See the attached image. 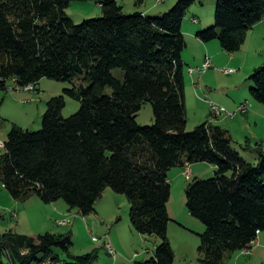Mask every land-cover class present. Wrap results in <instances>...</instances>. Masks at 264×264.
Segmentation results:
<instances>
[{"label": "trees", "instance_id": "trees-1", "mask_svg": "<svg viewBox=\"0 0 264 264\" xmlns=\"http://www.w3.org/2000/svg\"><path fill=\"white\" fill-rule=\"evenodd\" d=\"M75 1L101 5L103 16L75 24L66 13ZM195 2L178 0L161 17H150L127 14L117 0H0V91L11 81L37 91L43 78L73 85L47 102L41 131L12 127L0 158L3 186L17 201L62 200L84 218L108 189L126 195L133 229L161 239L154 258L137 264L175 262L168 204L169 173L177 167L216 168L212 179L190 177L186 189L189 213L206 227L198 248L202 264L251 251L264 233L263 145L243 146L259 154L254 166L233 149L228 130L205 122L187 131L183 23ZM216 3L214 24L197 38L219 41L233 55L263 22L264 0ZM250 81L252 98L264 105V65ZM66 98L81 103L69 118L62 116ZM147 103L155 123L141 126L137 116ZM72 244L70 234L0 233V264L97 263L96 253L73 256Z\"/></svg>", "mask_w": 264, "mask_h": 264}, {"label": "rangeland", "instance_id": "rangeland-1", "mask_svg": "<svg viewBox=\"0 0 264 264\" xmlns=\"http://www.w3.org/2000/svg\"><path fill=\"white\" fill-rule=\"evenodd\" d=\"M117 2L124 7L127 14L143 12L150 17H161L170 11L178 0H117ZM216 7V0H196L186 14L185 30H194L199 25H207L206 29L212 27ZM66 13L75 24L103 16L101 5L92 1L72 2ZM193 19L194 21L197 19L199 25L193 24L191 22ZM189 42L194 41L189 39ZM219 46L221 48L219 58L221 64L212 62L213 66L207 72L198 74L201 86L217 89L221 92L220 95L225 96L227 92H232L238 98L242 96L245 97L244 99L250 100L255 106L256 101L250 93V87L253 85L250 77L255 69L264 65V22L255 26L239 52L231 55L223 50L220 42ZM184 52L186 58L191 62L194 58L191 55L192 51L185 50ZM234 56L236 62L230 63L229 60ZM224 70H230L232 73L226 74ZM114 74L118 79L124 81L123 71L116 70ZM187 75L188 66L185 67V76ZM16 85L11 81L7 91H0V140L3 141L8 139V134L14 125L30 132L41 131L43 117L47 111V102L53 97L62 95L64 89L73 87L70 82H60L49 78H43L40 81L37 91L16 89ZM107 92L110 94L111 90L108 89ZM185 94L188 96V101L186 97L188 132L194 131L205 121L229 132L231 130L234 136L233 149L245 162L254 166L259 164V154L247 151L243 146L250 141L253 148H256L257 144H262L264 147V119L255 122L248 115L251 114L252 111H250L245 115L238 114L234 119L222 116L217 120L212 117L209 104L201 98L204 97V93H194V96L186 87ZM257 104L264 110V105ZM80 108V102L66 98L62 116L69 118L76 114ZM250 110L254 109L251 107ZM259 116L264 118V112H260ZM137 123L141 126H151L155 123L152 104L147 103L143 106L137 116ZM3 153L4 149L0 150V158ZM192 166H198L197 169L191 171L195 175L192 177L193 180H208L215 176L216 168L211 164L198 163ZM179 168H174L169 173L172 195L168 204L171 218L168 237L176 255L174 264H202L199 261L198 248L201 244L200 235L205 232L206 227L202 221L193 217L188 211L186 189L190 180L186 173ZM173 180L174 183H172ZM105 195V198L101 199L103 202H99L97 205V208L102 207L100 212L105 216L97 219L95 222L98 226L93 227L88 221H84V217L78 213L71 219L56 221L52 205L51 207L50 204L44 203L38 197H32L26 202L17 201L5 189L0 180V233L13 231L34 238L46 233L70 234L73 243L70 249L71 254L83 256L96 253L98 255L96 264H137L154 258L156 247L161 244V239L155 236L141 235L133 229L130 220V203L126 195L117 194L112 189H108ZM60 202L65 204L62 200ZM64 224L66 225L64 226ZM92 235L102 241L94 242ZM109 242L114 247L115 255H111L106 248L105 244ZM259 250L254 256L252 255L253 250L248 255H245L244 251L231 256L227 255L224 264H264V249L260 248ZM63 258L68 259L66 254H63Z\"/></svg>", "mask_w": 264, "mask_h": 264}, {"label": "crops", "instance_id": "crops-1", "mask_svg": "<svg viewBox=\"0 0 264 264\" xmlns=\"http://www.w3.org/2000/svg\"><path fill=\"white\" fill-rule=\"evenodd\" d=\"M144 14H146V13H144ZM191 22L195 25H199V21H198V23H196L194 21V19L191 20ZM206 26H200L199 25L194 30H185V26L183 23V33L185 34V37L187 39V49L186 50L187 51L191 50L192 51L191 55H193V57H194L193 60L190 62L186 58L185 52L183 53L184 67L188 66V75L186 76V87L190 90L191 94H193V95H194V93H196V94H198V93L203 94L204 93L205 94L204 97H201V96L200 97L202 99L206 100V103H207V99H208V100L216 102L217 104H219L220 106H222L224 108H227V110L230 112H236L238 107L241 104H243L245 102L251 103V101L248 99H244L245 97H242V96H240L238 98L235 94H232V92H227L226 96L220 95L221 92H219V90H217V89H212L211 87H208V86H206V87L201 86V80H200V78H198L199 73L190 74V69H196L198 67H201L203 65V63L205 62L207 57L210 58L213 63L218 62V64H221V62H219L220 51H221V48L219 46V42L213 41V42L205 43V42H202L200 39L197 38V34L200 31L206 29L207 28ZM209 26H211V25H209ZM189 39L194 41V42H189ZM229 62L230 63L236 62L235 56L233 59H230ZM229 91H231V90H229ZM186 97H187V101H188L187 94H186ZM251 105H252V108L254 110H250V111H252L251 114L250 113L248 114V115H250V118L251 119L253 118L255 120V122H257L260 119H264L263 117L259 116L260 112H264V110L261 109L260 106L256 102L254 104L255 106H253L252 103H251ZM205 122H207V121H205ZM248 124H249V122H248ZM230 133H231V130H230ZM231 135H232V137H234L232 133H231ZM246 140H248V139H246ZM248 142H250V141H248ZM190 166H192V165H190ZM197 167L198 166L190 167L191 171H194L195 169H197ZM179 169H181L185 173V169H186L185 167L179 168ZM193 176H195V175H193V172H192L191 178ZM172 183H174V180L172 181ZM105 196L106 195H104L103 199L105 198ZM102 200H100L99 202L102 203L103 202ZM99 202L97 203V205H99ZM50 206L52 207V211L55 215L56 221L61 220V219H63V220L64 219H71L74 217L75 214L78 213L77 211L70 212L67 204L66 203L62 204L60 201L56 202V203H51ZM101 209H102V207L97 208V206H96V212L94 214L88 216V218H84V221H88L90 226H93V227L98 226V224L95 221H97V219H100V217H103V215H104V213L100 212ZM78 219H80V218H78ZM258 239L255 243V246H253V251H252L253 256L257 255L256 252L260 251L259 250L260 248L264 249V233H261L259 235ZM249 253H250V251H244L245 255H248Z\"/></svg>", "mask_w": 264, "mask_h": 264}, {"label": "built area", "instance_id": "built-area-1", "mask_svg": "<svg viewBox=\"0 0 264 264\" xmlns=\"http://www.w3.org/2000/svg\"><path fill=\"white\" fill-rule=\"evenodd\" d=\"M263 22H264V20H263ZM196 23H198L197 19H196ZM212 66H213L212 60L207 57L205 62L203 63V65L201 67H198L196 69H191V71H192V74H194V73H205ZM224 72L226 74L232 73L230 70H224ZM207 102L210 106L212 117L217 119V120L222 116H226V117L234 119L235 117H237L238 114H243V115L248 114L251 107H252L250 102H245L238 107L236 112H230L226 108L220 106L219 104H217L214 101L207 100ZM0 147H4V144L2 142H0ZM190 167H191L190 165H187L185 167V168H187L185 173H186L188 178H190L191 174H192ZM64 225H66V224H64ZM95 239H99V238L95 237ZM99 240H101V239H99ZM255 243H256V241L252 244L251 248H253V246H255ZM106 248L111 255H115L116 252H115L114 247L112 246V244L110 242L106 243Z\"/></svg>", "mask_w": 264, "mask_h": 264}, {"label": "bare ground", "instance_id": "bare-ground-1", "mask_svg": "<svg viewBox=\"0 0 264 264\" xmlns=\"http://www.w3.org/2000/svg\"><path fill=\"white\" fill-rule=\"evenodd\" d=\"M195 22H196V20H195ZM190 74H192V71H191V69H190ZM34 86V85H33ZM22 89H26V90H33L34 89V87H32V86H29V87H25V88H22ZM0 142H2L3 144H4V147H0V150H2V149H5V146H6V144H5V141H3V140H0ZM92 238H93V240H94V242H96V243H98V242H101L102 240H99V239H95V236H92ZM106 245V244H105Z\"/></svg>", "mask_w": 264, "mask_h": 264}]
</instances>
